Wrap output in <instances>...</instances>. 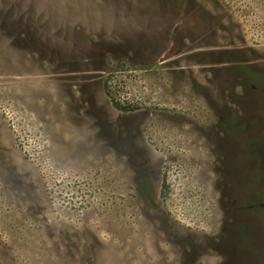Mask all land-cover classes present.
Returning <instances> with one entry per match:
<instances>
[{"label":"rangeland","instance_id":"obj_1","mask_svg":"<svg viewBox=\"0 0 264 264\" xmlns=\"http://www.w3.org/2000/svg\"><path fill=\"white\" fill-rule=\"evenodd\" d=\"M0 264H264V0H0Z\"/></svg>","mask_w":264,"mask_h":264}]
</instances>
